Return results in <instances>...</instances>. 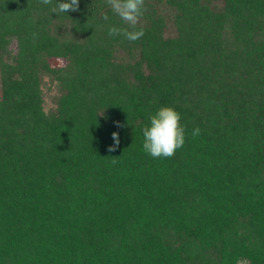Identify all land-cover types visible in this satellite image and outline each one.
Listing matches in <instances>:
<instances>
[{
    "label": "trees",
    "instance_id": "trees-1",
    "mask_svg": "<svg viewBox=\"0 0 264 264\" xmlns=\"http://www.w3.org/2000/svg\"><path fill=\"white\" fill-rule=\"evenodd\" d=\"M0 264H264V0H0Z\"/></svg>",
    "mask_w": 264,
    "mask_h": 264
},
{
    "label": "rangeland",
    "instance_id": "rangeland-1",
    "mask_svg": "<svg viewBox=\"0 0 264 264\" xmlns=\"http://www.w3.org/2000/svg\"><path fill=\"white\" fill-rule=\"evenodd\" d=\"M55 64H63L60 60L55 61ZM57 94V90L55 88V86H51L49 88V86H45L43 87V96H44V100H45V106L48 108L51 106V100L52 98Z\"/></svg>",
    "mask_w": 264,
    "mask_h": 264
}]
</instances>
